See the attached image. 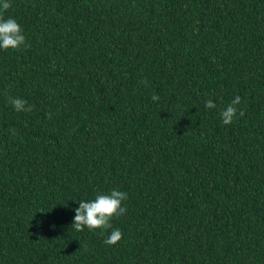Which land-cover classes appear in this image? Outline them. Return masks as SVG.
<instances>
[{
  "label": "trees",
  "instance_id": "trees-1",
  "mask_svg": "<svg viewBox=\"0 0 264 264\" xmlns=\"http://www.w3.org/2000/svg\"><path fill=\"white\" fill-rule=\"evenodd\" d=\"M11 5L27 47L0 50V264H264V0ZM113 189L126 213L75 231L78 201Z\"/></svg>",
  "mask_w": 264,
  "mask_h": 264
},
{
  "label": "clouds",
  "instance_id": "clouds-1",
  "mask_svg": "<svg viewBox=\"0 0 264 264\" xmlns=\"http://www.w3.org/2000/svg\"><path fill=\"white\" fill-rule=\"evenodd\" d=\"M12 7L11 0H0V50H21L26 48V38L21 25L12 17L5 19V13ZM147 86V81H142ZM7 102L16 112H31L32 106L21 98L7 96ZM153 101L159 100V96L153 95ZM241 103V98L237 95L231 103L220 112V118L224 125H231L237 118L244 116L243 110H238L237 105ZM216 105L211 99L205 102L206 109H213ZM12 135L16 134L15 129L9 130ZM128 199V194L124 191L113 189L108 194L98 193L93 200L78 201L79 207L74 209L75 215L71 227L82 232L85 228L89 231H104L111 229V221L114 218L123 216L127 209L122 206V202ZM123 233L119 229H112L104 240L105 245L114 246L121 241Z\"/></svg>",
  "mask_w": 264,
  "mask_h": 264
}]
</instances>
